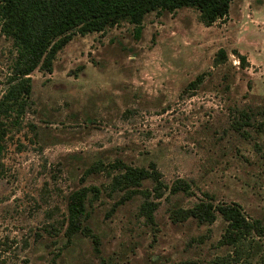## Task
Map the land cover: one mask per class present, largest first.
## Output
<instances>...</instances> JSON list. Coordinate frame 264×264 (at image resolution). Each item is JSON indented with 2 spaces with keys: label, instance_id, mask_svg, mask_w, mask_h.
Returning <instances> with one entry per match:
<instances>
[{
  "label": "rangeland",
  "instance_id": "rangeland-1",
  "mask_svg": "<svg viewBox=\"0 0 264 264\" xmlns=\"http://www.w3.org/2000/svg\"><path fill=\"white\" fill-rule=\"evenodd\" d=\"M219 47L227 57L214 63ZM15 51L0 30V96ZM30 75L23 111L0 114V264H219L229 249L218 242L223 218L199 223L171 212L204 191L264 221V114L236 117L264 103V0H230L210 24L180 6L147 12L138 35L126 20L74 32L50 71ZM117 158L152 161L168 184L191 180L192 192L161 202L150 220L137 196L116 203L106 193L105 170L83 174ZM88 183L101 188L85 218L97 242L82 232L67 239L59 224L66 193ZM142 185L151 189L148 179Z\"/></svg>",
  "mask_w": 264,
  "mask_h": 264
},
{
  "label": "trees",
  "instance_id": "trees-1",
  "mask_svg": "<svg viewBox=\"0 0 264 264\" xmlns=\"http://www.w3.org/2000/svg\"><path fill=\"white\" fill-rule=\"evenodd\" d=\"M229 4L230 0H0V30L12 37L16 50L11 60L9 84L0 96V114L15 111L18 116L23 111L32 85L30 72L34 68L50 71L57 51L74 32L101 30L126 20L133 24L138 35L147 12L173 10L180 6L195 7L198 18L204 24H210L227 14ZM234 52L243 64L245 54L236 49ZM226 57V50L219 47L213 62L224 61ZM202 79L203 71L188 81L187 86L195 87ZM236 114L238 123L247 122L254 114H264V103L254 106L250 112L240 109ZM3 134L1 127L0 147ZM95 170H105L110 175L105 190L116 198V203L137 196L134 198L138 200V210L150 220L161 202L192 192L191 180L177 176L168 184L152 161L145 166L119 158L108 162L96 160L84 169L83 174ZM145 179L150 181L151 189L142 185ZM165 188L168 190L164 194ZM100 191V186L94 183L81 184L67 191L65 211L59 219L67 239L82 232L97 242L85 218L87 206ZM171 212L181 218L190 216L199 223L212 222L218 215L223 218L225 226L218 242L228 245L229 249L218 256L219 264H252L253 252L256 253L254 264H264V241H259V238L264 240V221L246 214L238 201H214L213 195L204 191L202 197L186 207L172 205ZM48 224L54 225V222Z\"/></svg>",
  "mask_w": 264,
  "mask_h": 264
}]
</instances>
